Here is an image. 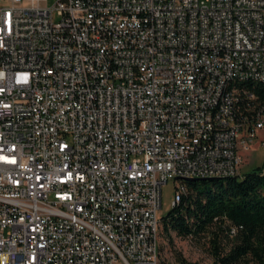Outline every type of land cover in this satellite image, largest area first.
<instances>
[{"label": "built area", "instance_id": "2783aa9c", "mask_svg": "<svg viewBox=\"0 0 264 264\" xmlns=\"http://www.w3.org/2000/svg\"><path fill=\"white\" fill-rule=\"evenodd\" d=\"M250 83L264 0H0V264H158L162 187L264 150Z\"/></svg>", "mask_w": 264, "mask_h": 264}, {"label": "trees", "instance_id": "16d2710c", "mask_svg": "<svg viewBox=\"0 0 264 264\" xmlns=\"http://www.w3.org/2000/svg\"><path fill=\"white\" fill-rule=\"evenodd\" d=\"M248 86L264 97V85ZM263 171L264 160L239 178L184 182L179 203L160 218L162 232L205 241L212 264H264Z\"/></svg>", "mask_w": 264, "mask_h": 264}, {"label": "rangeland", "instance_id": "374dc122", "mask_svg": "<svg viewBox=\"0 0 264 264\" xmlns=\"http://www.w3.org/2000/svg\"><path fill=\"white\" fill-rule=\"evenodd\" d=\"M57 0H36L40 6L51 7ZM251 153L247 154L241 166L240 173L250 171L259 166L264 160V150H258L255 142L251 148ZM175 182L170 180L162 187V208L158 217L166 215L173 200ZM158 264H181L182 260L186 264H212L209 245L205 241H197L189 238H180L174 233L169 237L164 235L160 227Z\"/></svg>", "mask_w": 264, "mask_h": 264}, {"label": "water", "instance_id": "95a60500", "mask_svg": "<svg viewBox=\"0 0 264 264\" xmlns=\"http://www.w3.org/2000/svg\"><path fill=\"white\" fill-rule=\"evenodd\" d=\"M214 179H204V180H187V182H192V181H211Z\"/></svg>", "mask_w": 264, "mask_h": 264}]
</instances>
